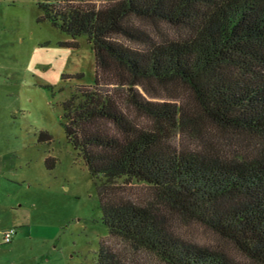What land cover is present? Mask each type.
<instances>
[{
  "label": "trees",
  "instance_id": "16d2710c",
  "mask_svg": "<svg viewBox=\"0 0 264 264\" xmlns=\"http://www.w3.org/2000/svg\"><path fill=\"white\" fill-rule=\"evenodd\" d=\"M38 6L95 53V83L73 92L62 119L100 184L109 236L163 264H264V0ZM120 181L150 192L134 201ZM181 225L217 245L186 240ZM97 264L128 262L103 242Z\"/></svg>",
  "mask_w": 264,
  "mask_h": 264
},
{
  "label": "rangeland",
  "instance_id": "374dc122",
  "mask_svg": "<svg viewBox=\"0 0 264 264\" xmlns=\"http://www.w3.org/2000/svg\"><path fill=\"white\" fill-rule=\"evenodd\" d=\"M41 1L0 0V264H97L103 242L128 264H163L111 238L103 224L100 184L62 119L73 92L94 85L95 53L86 36L73 40L41 21ZM245 143L233 146L247 150ZM119 185L137 202L150 192ZM12 229L13 241L4 243ZM179 231L194 244L218 243L199 225Z\"/></svg>",
  "mask_w": 264,
  "mask_h": 264
},
{
  "label": "built area",
  "instance_id": "2783aa9c",
  "mask_svg": "<svg viewBox=\"0 0 264 264\" xmlns=\"http://www.w3.org/2000/svg\"><path fill=\"white\" fill-rule=\"evenodd\" d=\"M15 235H16L15 229L4 232V237H3L4 243H11L13 241Z\"/></svg>",
  "mask_w": 264,
  "mask_h": 264
}]
</instances>
